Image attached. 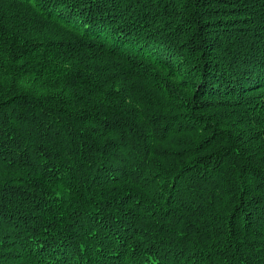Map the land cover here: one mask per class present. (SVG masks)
Wrapping results in <instances>:
<instances>
[{"label":"trees","instance_id":"obj_1","mask_svg":"<svg viewBox=\"0 0 264 264\" xmlns=\"http://www.w3.org/2000/svg\"><path fill=\"white\" fill-rule=\"evenodd\" d=\"M0 264H264V0H0Z\"/></svg>","mask_w":264,"mask_h":264}]
</instances>
